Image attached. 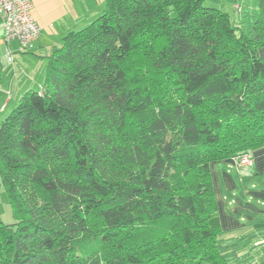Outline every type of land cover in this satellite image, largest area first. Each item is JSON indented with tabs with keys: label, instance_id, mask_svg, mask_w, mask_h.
Returning a JSON list of instances; mask_svg holds the SVG:
<instances>
[{
	"label": "trees",
	"instance_id": "obj_1",
	"mask_svg": "<svg viewBox=\"0 0 264 264\" xmlns=\"http://www.w3.org/2000/svg\"><path fill=\"white\" fill-rule=\"evenodd\" d=\"M264 148V0H106L0 120V264H236L211 163Z\"/></svg>",
	"mask_w": 264,
	"mask_h": 264
},
{
	"label": "crops",
	"instance_id": "obj_2",
	"mask_svg": "<svg viewBox=\"0 0 264 264\" xmlns=\"http://www.w3.org/2000/svg\"><path fill=\"white\" fill-rule=\"evenodd\" d=\"M105 1L30 0V13L40 32L28 47H22L16 39L3 40L0 22V114L15 93L20 97L39 86L45 55L60 44L65 33L98 16ZM206 1L233 13L236 7L246 11L255 6V0ZM32 56L42 60L39 70L32 69ZM210 168L221 227L217 236L219 248L236 264H264V148L255 151L250 166L240 167L236 158H227L212 162Z\"/></svg>",
	"mask_w": 264,
	"mask_h": 264
},
{
	"label": "built area",
	"instance_id": "obj_3",
	"mask_svg": "<svg viewBox=\"0 0 264 264\" xmlns=\"http://www.w3.org/2000/svg\"><path fill=\"white\" fill-rule=\"evenodd\" d=\"M30 8V0H0L3 40L16 39L22 47H28L38 38L40 27L32 18ZM8 59L11 60L9 55ZM4 107L5 104L2 105L1 110ZM252 163L253 157L249 153H245L237 159V164L240 167L250 166Z\"/></svg>",
	"mask_w": 264,
	"mask_h": 264
},
{
	"label": "rangeland",
	"instance_id": "obj_4",
	"mask_svg": "<svg viewBox=\"0 0 264 264\" xmlns=\"http://www.w3.org/2000/svg\"><path fill=\"white\" fill-rule=\"evenodd\" d=\"M206 3H210V2L206 1ZM31 61H32L31 67L34 71L39 70V65L43 64L42 60L37 57L32 56ZM18 98H19V94L15 93L14 99L9 103L8 106H6L4 113L0 114V119H2L3 116L6 115L11 110V108L13 107V105H15ZM223 191L225 194H227L225 188L223 189ZM0 219L5 223H12L14 221L11 205L9 203L7 194L5 193L2 187H0Z\"/></svg>",
	"mask_w": 264,
	"mask_h": 264
}]
</instances>
